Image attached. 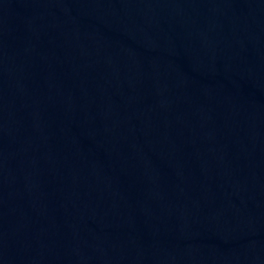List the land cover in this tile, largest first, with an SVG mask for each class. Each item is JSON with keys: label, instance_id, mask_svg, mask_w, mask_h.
Segmentation results:
<instances>
[{"label": "water", "instance_id": "water-1", "mask_svg": "<svg viewBox=\"0 0 264 264\" xmlns=\"http://www.w3.org/2000/svg\"><path fill=\"white\" fill-rule=\"evenodd\" d=\"M0 264H264V0H0Z\"/></svg>", "mask_w": 264, "mask_h": 264}]
</instances>
